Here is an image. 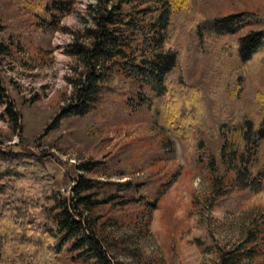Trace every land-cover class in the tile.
Masks as SVG:
<instances>
[{
	"label": "rangeland",
	"instance_id": "rangeland-1",
	"mask_svg": "<svg viewBox=\"0 0 264 264\" xmlns=\"http://www.w3.org/2000/svg\"><path fill=\"white\" fill-rule=\"evenodd\" d=\"M66 1L72 2L71 11L58 29L40 32V22L16 0H0V80L6 97L0 105V151L19 147L35 157L36 169L54 180L64 198L74 196L81 177L96 183L85 194L103 203L85 216L101 227L114 262L220 264L226 255L240 257L237 264H264V139L248 135L234 154L229 150L232 126L246 117L240 101L245 105L264 87V59L253 86L246 63L233 57L229 63H206L197 37L188 30L177 35L183 78L200 91L208 116L210 135L197 154L192 138L161 129L147 105H123L127 97L109 99L107 114L93 110L64 117L75 79L84 72L82 61L67 51L77 37L85 42L83 30L91 24L84 15L93 3ZM189 3L205 18L243 11L264 15V0ZM252 29L249 22L237 35ZM6 102L19 115L22 132L12 131ZM220 124L227 128L219 131ZM83 164L96 167L86 173ZM249 248L257 253L253 258L244 254Z\"/></svg>",
	"mask_w": 264,
	"mask_h": 264
},
{
	"label": "trees",
	"instance_id": "trees-1",
	"mask_svg": "<svg viewBox=\"0 0 264 264\" xmlns=\"http://www.w3.org/2000/svg\"><path fill=\"white\" fill-rule=\"evenodd\" d=\"M16 1L40 22V32L58 29L61 17L72 7L66 0ZM84 18L91 24L83 30L85 42L80 44L77 37L67 51L82 61L84 74L75 79L64 117H84L93 110L107 114L109 99L127 97L123 105H147L161 129L180 139L192 138V154L203 150V138L210 135L208 116L200 91L182 75L175 39L183 30L200 40L206 63H229L233 57L246 63L251 84L257 83L258 65L264 59V15L243 11L205 18L189 0H93ZM249 22L253 29L238 36ZM230 92L234 95L237 89ZM254 95L245 105L240 101L246 117L232 126L235 141L228 145L233 154L248 135L264 139V87ZM4 99L0 80V105ZM5 105L12 131L22 132L19 115L10 103ZM226 128L227 124L218 127ZM17 149L0 151V264H119L107 252L101 227L85 216L103 203L93 198L95 194H85L94 191L96 183L81 177L74 196L64 198L54 180L36 169V158ZM95 167L83 164L81 169L87 173ZM246 253L252 258L257 254L251 248ZM239 260L225 255L220 264Z\"/></svg>",
	"mask_w": 264,
	"mask_h": 264
}]
</instances>
